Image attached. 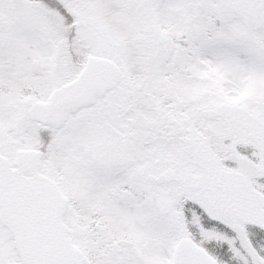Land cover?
I'll list each match as a JSON object with an SVG mask.
<instances>
[{
  "label": "snow or ice",
  "instance_id": "snow-or-ice-1",
  "mask_svg": "<svg viewBox=\"0 0 264 264\" xmlns=\"http://www.w3.org/2000/svg\"><path fill=\"white\" fill-rule=\"evenodd\" d=\"M0 264H264V0H0Z\"/></svg>",
  "mask_w": 264,
  "mask_h": 264
}]
</instances>
